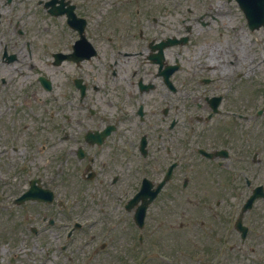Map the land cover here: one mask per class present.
<instances>
[{"label":"flooded vegetation","instance_id":"obj_1","mask_svg":"<svg viewBox=\"0 0 264 264\" xmlns=\"http://www.w3.org/2000/svg\"><path fill=\"white\" fill-rule=\"evenodd\" d=\"M250 6L264 0H0V190L53 183L57 161L63 182L94 170L120 191L169 169L162 191L189 190L206 174L219 234L241 237L264 182Z\"/></svg>","mask_w":264,"mask_h":264},{"label":"rangeland","instance_id":"obj_2","mask_svg":"<svg viewBox=\"0 0 264 264\" xmlns=\"http://www.w3.org/2000/svg\"><path fill=\"white\" fill-rule=\"evenodd\" d=\"M259 120V130L264 132L261 124H264V116ZM53 170L54 168L51 169ZM75 178L77 176L70 175L67 182L60 184L62 192L59 197L68 201L64 211L59 209L57 203L51 205L29 202L19 205L11 199L5 201L6 196L0 199L3 202L0 203V264L10 259L15 260L13 254L16 252L21 259L19 263L25 264H30L32 258L40 261V264H43L41 261H44V264H264V255L250 254L248 249L244 254L231 256L229 252L219 257L208 248L210 245L213 248L217 239L208 236L207 227H203L201 222L204 220L208 223L213 220L208 212L210 207L215 205L216 197L220 196V193L218 187L209 182L206 174L195 177L194 193L187 195L178 189L173 192L172 203L157 202L151 205L145 231H156L151 237L157 238L161 246L155 251L147 245L146 254L142 258L139 248H136L137 234L134 235L132 215L123 209V203H97V194L92 192L79 203H72L73 198L82 197V193L77 192L79 180ZM201 179L206 180L207 184L202 183ZM187 196H191L195 202L200 198L209 202L188 203ZM258 206L259 212H262L259 220L263 231L260 230L261 233L255 238L260 251L264 252V204L259 202ZM103 207L107 209L106 213L102 211ZM45 214L54 216L57 219L56 227L63 228L59 230L48 227L43 221ZM75 220L85 224L68 239L67 250L61 252L59 244L66 241L65 233ZM170 221L178 228L181 221L187 226L173 230L169 227ZM33 226L48 228L45 234L52 236L47 239L32 237ZM98 230L102 232L101 237L92 239L91 234ZM106 231L109 233H105ZM132 236L135 237L134 245H130ZM101 241L108 243L104 249L100 247ZM37 243L39 246L34 247ZM236 243L239 245L238 240ZM134 251L139 259L134 258Z\"/></svg>","mask_w":264,"mask_h":264},{"label":"snow or ice","instance_id":"obj_3","mask_svg":"<svg viewBox=\"0 0 264 264\" xmlns=\"http://www.w3.org/2000/svg\"><path fill=\"white\" fill-rule=\"evenodd\" d=\"M73 27H75V26H73ZM79 55H82V56L88 55V45L87 44L80 46ZM35 195L38 196L39 198H44V194L42 192H40L39 190H37L35 192Z\"/></svg>","mask_w":264,"mask_h":264}]
</instances>
